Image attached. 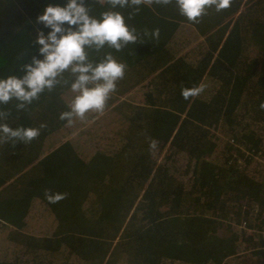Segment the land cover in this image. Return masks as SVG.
<instances>
[{
    "label": "trees",
    "instance_id": "trees-1",
    "mask_svg": "<svg viewBox=\"0 0 264 264\" xmlns=\"http://www.w3.org/2000/svg\"><path fill=\"white\" fill-rule=\"evenodd\" d=\"M66 2L0 0V79L43 59L35 41L50 29L36 18ZM84 3L96 19L119 12L137 40L85 49L93 65H125L103 113L59 119L77 95L70 69L23 109L0 104V123L40 129L0 144V264H230L247 246L263 258L264 0L208 8L198 23L175 0ZM185 30L201 40L182 55L172 46ZM45 189L66 198L50 204Z\"/></svg>",
    "mask_w": 264,
    "mask_h": 264
},
{
    "label": "clouds",
    "instance_id": "clouds-1",
    "mask_svg": "<svg viewBox=\"0 0 264 264\" xmlns=\"http://www.w3.org/2000/svg\"><path fill=\"white\" fill-rule=\"evenodd\" d=\"M112 7L135 6L139 10L142 4H170L173 0H106ZM231 0H175L179 14L189 23H198L206 14V9L214 7L216 11L227 9ZM35 23L50 29L45 34L37 33L35 43L39 45L42 60L33 58L30 65L24 66V75L20 78L9 76L0 79V104H7L15 99L17 109H23L37 99L45 89L51 91L59 83L58 77L70 69L75 76L71 83L74 96L69 110L60 114L59 119L69 125L74 119L84 120L90 112L103 113L110 94L116 90L117 81L125 74V65L118 63L111 55L93 65L87 59L86 47L96 50L105 45L119 51L122 47L137 40L135 29H129L119 12L108 11L96 19L89 15L84 0H67L65 6L48 5L38 15ZM158 36V30L153 32ZM89 85H92L89 87ZM203 86L182 88L181 96L188 100L199 96ZM264 107V105H261ZM7 114L0 112V120ZM42 127V126H41ZM40 134L39 128H10L0 123V144L9 141L30 143ZM44 199L55 204L66 198L65 193L45 189Z\"/></svg>",
    "mask_w": 264,
    "mask_h": 264
},
{
    "label": "rangeland",
    "instance_id": "rangeland-1",
    "mask_svg": "<svg viewBox=\"0 0 264 264\" xmlns=\"http://www.w3.org/2000/svg\"><path fill=\"white\" fill-rule=\"evenodd\" d=\"M245 9H246V7L243 10H245ZM239 13H238V15H239ZM238 15H237V17H238ZM188 33H189V30L184 31V33H183L184 37L183 38H185V40L184 41H177L176 43H174V45L172 46V51H174L175 53H181L183 55V54H186L191 49L196 47V45L200 42L201 38H197L196 36H191V35L189 37H187ZM128 94H126L125 96H127V98L130 99L129 98L130 96ZM125 96H123V97H125ZM122 100H124V98L121 97L120 101H122ZM242 226H243V224H242ZM255 253H256V247H252V246L248 247L247 246L246 251L239 255V260H233L229 263L230 264H264V257L260 258L261 255H259V256L257 255L258 258H256V256H253V255H255Z\"/></svg>",
    "mask_w": 264,
    "mask_h": 264
}]
</instances>
